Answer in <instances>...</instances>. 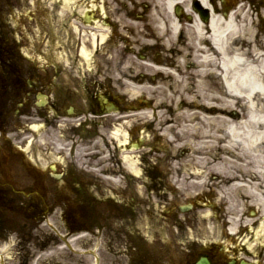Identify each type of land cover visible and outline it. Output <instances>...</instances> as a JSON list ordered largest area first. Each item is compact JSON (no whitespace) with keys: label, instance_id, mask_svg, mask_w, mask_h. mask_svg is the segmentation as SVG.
I'll use <instances>...</instances> for the list:
<instances>
[{"label":"flooded vegetation","instance_id":"obj_1","mask_svg":"<svg viewBox=\"0 0 264 264\" xmlns=\"http://www.w3.org/2000/svg\"><path fill=\"white\" fill-rule=\"evenodd\" d=\"M180 3L175 14L156 0L35 1L26 6L25 54L0 17L1 243L10 232L51 227L98 232L110 246L118 240L129 264H264V209L238 191L251 176L209 171L221 163L219 151L161 146L153 124L130 117L134 109L125 114L120 82L109 76L121 73L132 25L172 11L186 38L196 39L217 6L223 14L218 0ZM34 119L44 126V148L61 147L54 175L30 167L4 141L12 136L24 146L28 132H14ZM255 189L263 197L264 185ZM209 201L220 202L216 220L204 216ZM256 206L259 216L245 217Z\"/></svg>","mask_w":264,"mask_h":264},{"label":"bare ground","instance_id":"obj_2","mask_svg":"<svg viewBox=\"0 0 264 264\" xmlns=\"http://www.w3.org/2000/svg\"><path fill=\"white\" fill-rule=\"evenodd\" d=\"M220 20L219 17H213L211 30L213 49L220 58L225 92L218 94L220 96L219 102H206V106L204 107V114L212 111L220 116H205L198 114V112L183 113L185 114V119L190 122L201 119L207 122L208 126H210L211 122L215 123L216 133H220L219 139L226 143V147H239L238 153H235L234 156L227 153V156L233 157L235 162L224 158L220 164L210 165L209 171L217 172L221 170V173H224V170L232 169L236 172H243L241 176L243 178L257 173L258 176L262 177V183L260 184L264 185V54L260 53L259 48L256 46L255 49L249 51L245 44L239 43V39H242L240 38V34L245 27L240 28V24L236 25L232 18L223 22L220 26ZM172 25L174 24L172 23ZM213 56H215V53L202 57L201 63L210 62ZM146 67L151 68L147 69V72L154 74L160 79V87L156 90L151 87L142 88L135 86L131 88L130 84L126 83V90L131 91L132 97L135 99L139 97L142 91L146 92L152 101L153 113L160 109L173 110L172 106L166 105L160 99L166 97L168 93L178 92L176 82L171 86L167 85L170 75H173L174 78H176V75L169 73L168 70L163 68ZM199 73L200 71L197 74L199 75ZM213 77L215 75L212 73L205 76L203 79L204 83H207L210 78L212 80ZM197 83L200 89L206 86L202 82V79H199ZM157 93L158 96H156ZM189 107L197 109L193 103ZM237 111L243 112V116L237 119L221 116H228ZM141 115L148 117L151 115V112H142ZM164 132L167 134L172 131L171 129H166ZM182 132L204 137L210 133L205 128L194 126H188ZM202 144L200 142L195 147L200 148ZM237 162H246V164H237ZM247 181L246 188L252 195L251 201L260 202L264 206V195L263 198H259L256 194L257 189L255 187H257V184H253L250 178ZM236 187L237 185H233V188Z\"/></svg>","mask_w":264,"mask_h":264},{"label":"rangeland","instance_id":"obj_3","mask_svg":"<svg viewBox=\"0 0 264 264\" xmlns=\"http://www.w3.org/2000/svg\"><path fill=\"white\" fill-rule=\"evenodd\" d=\"M255 33V32H254ZM248 35H249V33H248ZM247 35V36H248ZM262 42H263V39L261 38L260 39ZM247 44H250V43H248L247 41H245ZM185 76H188V75H185ZM177 87V86H176ZM176 89V88H175ZM177 91L179 92H177L178 94H179V96L177 95V93H175V94H170V95H168V94H166V98H168L166 101H169L170 102V104H175L174 106H173V108L175 109V114H176V117H175V122L176 123H178L179 125H183L182 123H183V119H184V113H183V111H176V108H177V105H178V103L179 102H181L182 101V99L184 98V92H182V91H184L183 89H180V88H177ZM176 96H177V99H176ZM164 97V96H163ZM181 122V123H180ZM174 129H176V128H174ZM59 243V242H58ZM80 245V249H82V248H88V247H86V245H83V244H79ZM54 246V243L53 244H50L49 245V247L47 248V254H48V258H50V257H52V256H54V255H56V252H55V250H57L56 248H54L53 247ZM101 254H102V256L104 257V254H103V251H101ZM64 256L66 257V256H68V255H66V253L64 252ZM70 259V258H69ZM49 260V259H48ZM89 258H80V259H78V260H76V261H74V263L75 264H77L76 262L78 261L79 262V264H82V262H89ZM41 262H44V261H42L41 260ZM40 262V263H41ZM56 262L58 263L59 261H58V259L56 258V259H54L53 260V263H51V264H56ZM63 262H65V261H63ZM62 262V263H63ZM66 262H68V261H66ZM10 264H17V260H15V261H10ZM46 264H48V263H46Z\"/></svg>","mask_w":264,"mask_h":264}]
</instances>
